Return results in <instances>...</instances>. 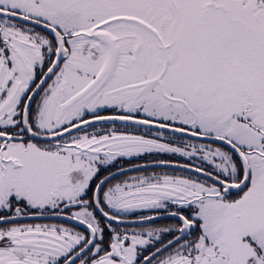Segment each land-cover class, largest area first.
I'll return each mask as SVG.
<instances>
[{
    "label": "snow or ice",
    "instance_id": "6c2138e0",
    "mask_svg": "<svg viewBox=\"0 0 264 264\" xmlns=\"http://www.w3.org/2000/svg\"><path fill=\"white\" fill-rule=\"evenodd\" d=\"M0 264H264V0H0Z\"/></svg>",
    "mask_w": 264,
    "mask_h": 264
}]
</instances>
